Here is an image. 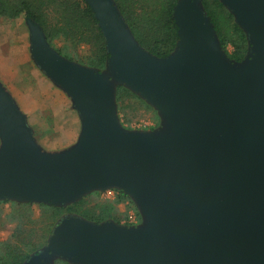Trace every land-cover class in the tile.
Instances as JSON below:
<instances>
[{
    "label": "water",
    "instance_id": "1",
    "mask_svg": "<svg viewBox=\"0 0 264 264\" xmlns=\"http://www.w3.org/2000/svg\"><path fill=\"white\" fill-rule=\"evenodd\" d=\"M85 1L118 85L162 109L180 134L125 131L111 77L60 55L28 19L32 58L71 97L82 133L73 147L45 152L0 82V200L65 207L117 189L150 226L66 218L26 264H264V0H222L248 35L240 71L222 52L203 0H179L180 41L164 59L142 49L113 0Z\"/></svg>",
    "mask_w": 264,
    "mask_h": 264
},
{
    "label": "trees",
    "instance_id": "2",
    "mask_svg": "<svg viewBox=\"0 0 264 264\" xmlns=\"http://www.w3.org/2000/svg\"><path fill=\"white\" fill-rule=\"evenodd\" d=\"M113 1L143 50L159 59L176 51L180 41L175 17L179 0ZM202 5L228 58L234 63L246 60L250 53L248 35L233 13L222 0H203ZM23 16L42 28L51 47L63 57L101 73L106 70L110 58L106 39L94 11L85 0H0V18L14 21ZM82 50L85 54H81ZM116 97L124 112L125 103L146 104L124 85L117 86ZM114 191V200H100L101 192L95 191L65 207L0 200V228L12 226L10 239L0 242V264H26L48 246L55 227L65 215L96 224L122 225L129 216L119 206L127 202L129 210L137 209L123 191ZM7 204H11V210L6 214L4 206ZM137 216L141 218L139 213ZM124 225L132 226L127 222ZM57 264L70 263L62 260Z\"/></svg>",
    "mask_w": 264,
    "mask_h": 264
},
{
    "label": "rangeland",
    "instance_id": "3",
    "mask_svg": "<svg viewBox=\"0 0 264 264\" xmlns=\"http://www.w3.org/2000/svg\"><path fill=\"white\" fill-rule=\"evenodd\" d=\"M186 1L180 0V4H184ZM221 50L223 52L222 48ZM81 54H85L84 50ZM222 59L225 61L223 57ZM247 60L241 64L237 63L234 70H242L245 67L243 64ZM113 72L112 67L107 66L104 74L111 77L107 86L116 94L119 78ZM0 79L13 92L16 100L22 103V107L27 111L29 110L28 114L31 118H29V124L35 130L38 145L45 152H52V148L61 147L60 144L55 145L53 142H58L61 134L66 132L68 134L70 128L69 115L61 107L60 95L57 94L55 86L37 67L32 58L30 31L24 16L14 21L0 18ZM116 104L119 122L125 131L148 139L167 138L170 140L179 137L180 130L177 129V124L173 122L170 116L163 113L162 109L157 110L147 102L146 104L140 102L136 104L125 103L124 112L118 105L117 97ZM52 122L53 126H51ZM60 125L65 126V128L62 129L59 127ZM2 145L3 142L0 137V150ZM114 190L100 191V200H114L116 198ZM131 200L133 201L132 198ZM135 206L137 211L129 210L127 202L119 206L129 216L127 221H123L122 226L145 231L150 226L148 218L143 216L137 204ZM34 209L36 214H39V209L36 206ZM10 210L11 204L4 206V213L7 214ZM138 213L141 216L140 219L137 216ZM70 217L74 216L65 215L61 221ZM126 222L132 226L124 225ZM11 228L10 225H7L6 228H0V242L10 239ZM59 261L62 260L54 258L52 264H57Z\"/></svg>",
    "mask_w": 264,
    "mask_h": 264
},
{
    "label": "crops",
    "instance_id": "4",
    "mask_svg": "<svg viewBox=\"0 0 264 264\" xmlns=\"http://www.w3.org/2000/svg\"><path fill=\"white\" fill-rule=\"evenodd\" d=\"M43 74L46 76V74L44 72H43ZM50 81L52 82V80H50ZM0 82L3 84V86L7 89V91L14 98V100L17 103L18 107L20 109L22 108L21 111L23 112V114L26 115V117L28 119V123H29V118H30V115L28 114L29 110L27 111V109H24L22 107V105H21L22 103L16 100V97L13 94V92L11 90H9V88L5 85V83L1 79H0ZM52 84L55 86L57 94L60 95L61 107L65 111H67V114L69 115V121H70V124H69L70 128H69L68 134H67V132L65 134H61L60 140L58 142H53L55 145H59L60 144L61 147L59 146L58 148L57 147L56 148H52L51 149L52 152H59V151H63V150L69 149V148H71V147H73L74 145L77 144V142H78V140H79V138L81 136V133H82V121H81V118H80V115H79L78 111L74 108V104H73V101H72L71 97L64 90H62L60 87H58L56 84H54L53 82H52ZM60 103H58V104H60ZM29 126L31 127L30 124H29ZM51 126H53V122L51 123ZM35 127L37 128L36 125H35ZM59 127H61L62 129L65 128V126H62V125H60ZM33 131H34V135H35V130L33 129ZM35 137H36V135H35Z\"/></svg>",
    "mask_w": 264,
    "mask_h": 264
}]
</instances>
